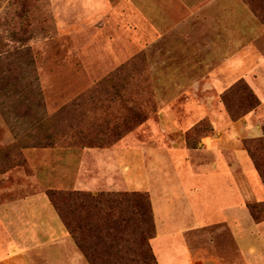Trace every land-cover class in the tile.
I'll return each instance as SVG.
<instances>
[{"label": "crops", "instance_id": "obj_1", "mask_svg": "<svg viewBox=\"0 0 264 264\" xmlns=\"http://www.w3.org/2000/svg\"><path fill=\"white\" fill-rule=\"evenodd\" d=\"M66 1L70 11L83 7L86 27L100 23L116 29L124 42L149 54L162 106L159 130L147 146L133 147L143 157L150 155L147 188L157 232L151 246L158 264H264L253 242L258 237L264 248V222L256 224L248 210L264 197V189L248 153L238 146L236 123L224 116L220 125L211 113L217 91L251 74L237 73L238 54H264V26L244 0L60 4ZM257 80L264 89V73ZM206 117L214 132L189 146L188 130L175 123L191 128ZM117 147L76 154L73 149L26 151L32 173L21 171L8 187L0 172V264H87L46 191H129V165Z\"/></svg>", "mask_w": 264, "mask_h": 264}, {"label": "rangeland", "instance_id": "obj_2", "mask_svg": "<svg viewBox=\"0 0 264 264\" xmlns=\"http://www.w3.org/2000/svg\"><path fill=\"white\" fill-rule=\"evenodd\" d=\"M68 7L67 1L61 5L60 0H0V57L5 61L13 62L18 54H30L31 62L24 67L25 81L21 86L27 87L31 84L37 89L42 105V108H35L39 110L36 117L20 116L12 107L13 101L4 95L8 88L0 86V168L7 169V173L4 174L7 179L4 180L3 185L8 187L14 184L21 171L30 175L28 168L21 164L20 153L26 159V151L43 150V148H18L21 144L33 142L31 136L44 135L39 131L33 132L32 135L30 132L33 125L48 128L57 123L56 117L60 109L80 96L92 94L90 101H97L102 97L107 101L113 87H117L125 90L128 93L126 95L133 99L147 116L144 123L131 129L113 146H119L117 151L122 154L121 161L129 165V170L125 173L129 191L124 192H148L150 155L143 157L139 149L133 147L147 146L152 138L151 133L159 130L157 114L162 106L154 90L147 49L142 48L138 51V44L124 42V38L116 34V29L108 26L102 28L100 23L96 26H91L89 23L86 27L83 7H80L82 10L71 11ZM75 7L73 5V8ZM235 64L238 66L237 73L251 71L244 80L257 95L261 105L241 120L231 121L220 98L228 87L223 91H217L216 99L212 101L211 113L217 117L220 125L224 116L230 122L236 123L238 146L245 150L244 141L263 136L264 89L257 78L264 73V54H255L252 58L238 54ZM12 70L18 73L16 67L9 69L2 65L0 74L2 72L8 76ZM118 72L115 81L108 82ZM241 79L243 78H239ZM99 94L102 96L99 97ZM107 105H109L108 101L105 103L106 107ZM110 106L113 109H103L104 116L114 119L117 115H122L116 112L119 108L117 104L113 103ZM178 114L183 116L181 111ZM184 125L177 122L174 126L178 127V130H188L184 141L192 147L202 137H208L214 132V126L207 117L193 124L191 128H184ZM257 132L260 136L252 137ZM174 141L183 140L176 138ZM76 151L81 149H73L72 152L76 154ZM9 153L11 156H8ZM260 201H264V197L260 198ZM256 203L258 202L251 204ZM253 242L257 253L264 254L259 238L254 237Z\"/></svg>", "mask_w": 264, "mask_h": 264}, {"label": "trees", "instance_id": "obj_3", "mask_svg": "<svg viewBox=\"0 0 264 264\" xmlns=\"http://www.w3.org/2000/svg\"><path fill=\"white\" fill-rule=\"evenodd\" d=\"M244 2L264 26V0ZM17 56L13 62L0 57V67H16L18 71L15 73L16 70H12L8 76L1 72L0 86L8 88L4 95L13 101L12 107L18 115L36 117L39 110L35 108H42L40 94L31 84L21 86L25 81L24 67L31 62L30 54ZM118 74L119 72L108 82L113 83ZM116 88L113 87L111 96L107 99V107V101L103 97L90 101L92 94H84L60 109L56 124L48 128L33 125L30 132L32 135L36 131L43 132L44 135L31 136L33 142L16 147L81 150L113 147L131 129L147 120L136 102L126 95L128 93ZM220 98L233 122L241 120L261 105L244 79L225 90ZM113 103L119 106L116 112L122 114L114 119L103 114L105 110L113 109L110 106ZM244 147L264 187V130L262 137L244 141ZM20 156L22 166L28 168L31 175L32 170L27 160L22 153ZM0 172L4 175L7 169L0 168ZM46 194L87 264H158L151 246L157 232L148 192L93 194L50 189ZM248 210L256 224L264 222V201L249 205Z\"/></svg>", "mask_w": 264, "mask_h": 264}]
</instances>
